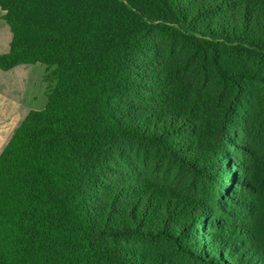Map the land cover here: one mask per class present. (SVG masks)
I'll return each mask as SVG.
<instances>
[{
  "label": "trees",
  "instance_id": "obj_1",
  "mask_svg": "<svg viewBox=\"0 0 264 264\" xmlns=\"http://www.w3.org/2000/svg\"><path fill=\"white\" fill-rule=\"evenodd\" d=\"M0 10V70L46 84L0 151V264H264V0Z\"/></svg>",
  "mask_w": 264,
  "mask_h": 264
},
{
  "label": "rangeland",
  "instance_id": "obj_2",
  "mask_svg": "<svg viewBox=\"0 0 264 264\" xmlns=\"http://www.w3.org/2000/svg\"><path fill=\"white\" fill-rule=\"evenodd\" d=\"M8 35V30L0 33V53L6 49ZM28 68L32 69L27 72ZM42 74L43 66L39 63L16 65L8 71L0 70V92L3 95V100L5 99L4 96L8 101H10V97L17 99L21 92V95L26 94V97L23 96L26 98L24 104L28 102L29 107H31L29 109H41L45 102L46 85L41 80ZM29 93L33 94V99L29 97ZM5 103L8 104V102Z\"/></svg>",
  "mask_w": 264,
  "mask_h": 264
},
{
  "label": "crops",
  "instance_id": "obj_3",
  "mask_svg": "<svg viewBox=\"0 0 264 264\" xmlns=\"http://www.w3.org/2000/svg\"><path fill=\"white\" fill-rule=\"evenodd\" d=\"M1 15H2V11L0 10V16ZM5 29H7L8 33H9L8 41H7L5 51H1L0 54L7 52L8 44H9V41L11 39V33L9 31V28L4 23L2 18L0 17V33L2 31H7ZM18 65H20V64H18ZM27 65H29V64H27ZM15 66H13V67H15ZM13 67H11L7 70H1V71H8V70L13 69ZM30 69H32V68H28L27 72ZM29 94H28L29 97H31L33 99V97H34L33 94L32 93H29ZM20 96H21V98H20ZM23 96L26 97V94L24 93L21 95V92H20V95L18 96L17 99L16 98L13 99V97H10V101H8L6 99V96H4L5 99L3 100V95L0 92V151L3 148V146L5 145V143L7 142V140L9 139V137L11 136L15 127L19 124V122L25 116V114L29 110H34V109H29L31 107H29L30 104H28V102L24 104V102L26 101V98H23ZM5 102H8V104H6Z\"/></svg>",
  "mask_w": 264,
  "mask_h": 264
}]
</instances>
